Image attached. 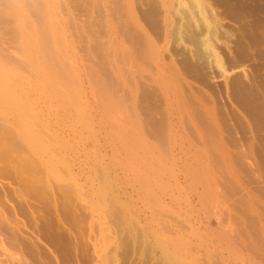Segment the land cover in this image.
Listing matches in <instances>:
<instances>
[{"label": "bare ground", "instance_id": "obj_1", "mask_svg": "<svg viewBox=\"0 0 264 264\" xmlns=\"http://www.w3.org/2000/svg\"><path fill=\"white\" fill-rule=\"evenodd\" d=\"M208 10L0 0V264H264V68L208 78Z\"/></svg>", "mask_w": 264, "mask_h": 264}, {"label": "rangeland", "instance_id": "obj_2", "mask_svg": "<svg viewBox=\"0 0 264 264\" xmlns=\"http://www.w3.org/2000/svg\"><path fill=\"white\" fill-rule=\"evenodd\" d=\"M208 1L210 3V6L214 9V11L213 10L210 11L211 9L208 10L206 12L207 18H211L212 16H213L212 18H214L216 15L217 17L221 16V19L219 17V22H217L215 26H210V27H213L215 29V30L213 29L214 32L210 33V34H212L211 36L208 33H207L208 36L206 33H205V35L204 34L201 35V38L205 37L204 39L208 40L206 42L210 43V41H211L212 44L210 43V45L213 47V50L215 51V53L217 54L216 56L219 59V60H217V62L215 61V59L213 60V58L216 56L211 57L212 54H211L210 50L208 48H207L208 50L205 49V47H206L205 45L202 46L200 54H202L204 56V57L202 56V58H203L204 63H205L204 64L205 68H206L205 73H206V75L211 76V77H208V76L207 77L213 79V77L215 75L220 73L219 71H221L222 68H223V70H222L223 72L226 70L229 71L230 70L229 68H231V69L232 68H246V69L248 68L249 70H253V71L254 70L258 71L259 70L258 68H260V69L264 68V56L263 55L259 56L258 54H256L257 53L256 50L252 47L253 46V44H252L253 39L256 36H258L260 38L259 34H256L257 33L256 31H258V28L264 30V12H263L264 11V6H263L264 0H230L231 2L229 1L230 2L229 4H232V5H230V6L228 5L229 7L226 6V8H225V1L224 0H208ZM221 1L223 4L221 3ZM250 4H251V6H250ZM223 5H224V7H223ZM250 7H251V9H250ZM252 7H253V9H252ZM184 9H188V7L184 8ZM215 9H216V12H215ZM212 13L215 15H213ZM174 16L175 17H177V16L181 17L180 19H178V17H177V19L179 21L176 19L177 20L176 22L180 23L178 25H183V27H185L184 26L185 21H183V19H182L183 17L179 14H176V12H175ZM220 20H222V21H220ZM194 24H195L194 27H196V23H194ZM218 26H219V28H218ZM155 29H156L155 27H152L151 31L153 33H155L156 32ZM175 36L173 37V39L170 40L171 43H169L172 52L178 55L179 61H183V60L187 59V57H185V56L186 55L190 56V54H191L190 62L193 65H196V63L199 62V60H197L195 53H191V52H194V49L191 46V41L188 39L187 36H184V35L179 37V38H177V35H175ZM251 36H252V38H251ZM178 39H180V40H178ZM242 40L244 41L245 44L249 43V48L247 50L243 49L239 46V43ZM262 47L264 48V41H262ZM214 61L216 63H219V64H216ZM185 68H188V67H185ZM210 68H212V69L215 68V69L212 70ZM215 70L218 72H216ZM262 72H263V70H261L260 73H262ZM214 88H215V90H218V88L216 86H214ZM1 174H2V172H1ZM2 176L4 177V182L5 181L11 182V180L14 181L13 180L14 179L13 173H11L9 171L4 172V174ZM3 177H1L0 179L3 180ZM0 194L2 196V191L0 192ZM40 212L42 214L44 213L42 209L40 210ZM41 243H43V242L41 241ZM6 246H7L6 248H8V245H6ZM8 249H11V248H8ZM138 263L139 262H137V264ZM116 264H123V261L118 260V263L116 262ZM140 264H148V262L147 261L145 262L143 260V262H141Z\"/></svg>", "mask_w": 264, "mask_h": 264}]
</instances>
